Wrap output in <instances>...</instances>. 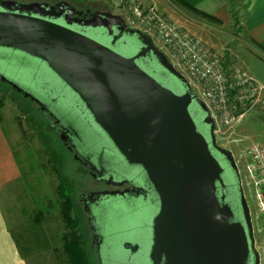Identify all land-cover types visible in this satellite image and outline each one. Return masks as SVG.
<instances>
[{
    "label": "water",
    "instance_id": "95a60500",
    "mask_svg": "<svg viewBox=\"0 0 264 264\" xmlns=\"http://www.w3.org/2000/svg\"><path fill=\"white\" fill-rule=\"evenodd\" d=\"M86 12L69 18L82 11L64 0H0V60L34 71L39 93L0 81L54 118L93 178L133 184V195L80 194L103 238L101 264H260L235 160L217 145L206 103L148 33L120 14ZM115 197L139 201L134 221L112 225L126 218L109 217Z\"/></svg>",
    "mask_w": 264,
    "mask_h": 264
},
{
    "label": "rangeland",
    "instance_id": "374dc122",
    "mask_svg": "<svg viewBox=\"0 0 264 264\" xmlns=\"http://www.w3.org/2000/svg\"><path fill=\"white\" fill-rule=\"evenodd\" d=\"M15 1L54 3L60 0ZM64 1L69 2L77 10L111 11L120 14L123 18L127 15L124 0ZM137 1L143 5L155 6L166 17L203 39L205 43L227 56V59L247 68L249 73L264 83V55L251 43L243 41L238 11H235L236 14L233 16L234 26L226 30H216L215 26L190 12V16L193 17L192 22L185 24L177 12L171 10L168 0ZM178 7L184 9L180 5ZM206 34L213 38V42L206 40ZM6 52L8 51H0V55H5ZM0 73L19 83L26 90L39 93L34 86L35 81L31 79L34 71L28 67L14 61L0 60ZM0 119L20 170L16 183L0 193V203L26 264H72L62 239V234L67 229L62 219L61 198L58 193L60 182L72 202L71 215L78 218L80 229H77V232L81 233L88 264H98L96 252L91 246V235L80 202V194L100 189L102 184L95 182L86 172L85 167L67 150L59 131L52 126L37 103L2 81H0ZM215 135L217 145L232 149L234 154L250 142L264 138V111L255 110L247 113L231 130L218 132ZM241 175L243 176L242 171ZM245 189L254 226L256 227L258 222L264 224L262 220L255 219L257 214L255 201L249 188L245 186ZM112 202L115 203V209H111L110 214L108 212L109 217L126 214V218L116 219L117 223L112 224L115 227L134 221L138 216L136 207L139 201L115 197ZM256 244L258 246V240Z\"/></svg>",
    "mask_w": 264,
    "mask_h": 264
},
{
    "label": "built area",
    "instance_id": "2783aa9c",
    "mask_svg": "<svg viewBox=\"0 0 264 264\" xmlns=\"http://www.w3.org/2000/svg\"><path fill=\"white\" fill-rule=\"evenodd\" d=\"M124 6L127 27L138 28L154 37L155 45L187 77L191 89L206 103L215 123V134L231 130L247 113L264 111V85L245 68L155 6L143 5L137 0H124ZM234 157L243 172V183L254 198L255 219L264 222V138L250 142L234 153ZM251 220L260 264H264V224L258 222L255 227L253 217Z\"/></svg>",
    "mask_w": 264,
    "mask_h": 264
},
{
    "label": "crops",
    "instance_id": "0c3cea01",
    "mask_svg": "<svg viewBox=\"0 0 264 264\" xmlns=\"http://www.w3.org/2000/svg\"><path fill=\"white\" fill-rule=\"evenodd\" d=\"M168 1L169 4H171V10H175L173 12H177V14L183 19L182 21H185V24L192 22L193 17L190 16L191 14H189V12L192 13L191 11H189L183 6L182 7L184 9L179 8L178 5L180 4L176 0ZM183 1L193 6L200 12L211 17L212 19H206L203 17L201 18H203L205 22L209 23L210 25L215 26L216 30H226L227 28L234 26L233 16L236 14L235 11H238L239 16L241 18V35L243 37V41H248L258 51H260L259 53H262L264 55V0ZM185 9L188 12H186ZM194 15L197 16L196 14ZM205 38L206 40L209 39L211 42H213V38L211 36L206 34ZM225 57L228 58L227 56ZM258 81L264 85L263 82H261L260 80ZM19 176V165L15 158L14 151L10 146L9 138L3 130L2 122L0 119V193L14 185L18 180ZM0 264H26L24 257L20 254L17 241L15 240V237L9 229L5 214L1 207V203Z\"/></svg>",
    "mask_w": 264,
    "mask_h": 264
},
{
    "label": "trees",
    "instance_id": "16d2710c",
    "mask_svg": "<svg viewBox=\"0 0 264 264\" xmlns=\"http://www.w3.org/2000/svg\"><path fill=\"white\" fill-rule=\"evenodd\" d=\"M181 6L187 8L192 13L196 14L197 16L212 19L208 15L200 12L193 6L187 4L183 0H176ZM58 193L61 198V212H62V219L65 223V227L67 231L62 234V239L64 243V248L67 251L68 258L72 264H88L86 252L81 241L82 236L78 230L80 229V225L78 222V218L71 215L72 210V202L70 201V197L68 196L64 185L60 182L58 185ZM39 217V215H38Z\"/></svg>",
    "mask_w": 264,
    "mask_h": 264
},
{
    "label": "flooded vegetation",
    "instance_id": "af4514ba",
    "mask_svg": "<svg viewBox=\"0 0 264 264\" xmlns=\"http://www.w3.org/2000/svg\"><path fill=\"white\" fill-rule=\"evenodd\" d=\"M60 1H62V0H60ZM45 2H47V1H45ZM58 2H59V1L54 2V3H50V2H48V3L55 5V4H57ZM55 8H56V11L58 12V11H59V8H58L57 6H55ZM76 10H77V9H76ZM77 11H80V10H77ZM81 11H82V10H81ZM89 14H90L89 12L82 11V14H81V15H77V13H75V14H73V15H70L69 18H72V17H84V18H88V17H89ZM121 36H122V35L119 34V35L116 37V39H114V40L112 41V43H115V42H117V41H120V40H118V39H120ZM43 113H44V115L46 116V118L50 120L51 123L54 121V118H53L52 116L48 115V113H47L46 111H44ZM55 128L59 131V129H58L57 126H56ZM215 137H216V135H215ZM216 138H217V137H216ZM216 143H217V142H216ZM218 146H219V145H218ZM65 147H66V146H65ZM227 149H229V148H227ZM229 150L232 152L233 158H234V160H235V164H236V167H237V170H238V174H239V178H240L241 188H242V190H243V194H244L245 199H246V201H247V198H246V191H245L246 189H245V185H244L243 180H242V175H241L240 167H239V165L236 163V159H235V157H234V154H233L232 149H229ZM68 151H69V150H68ZM69 152H70V153L73 155V157H74V151H69ZM74 158H75V157H74ZM75 159L85 167L86 172H87V173L93 178V176H92L93 171L90 170V165H89V163H85V162H84L82 159H80L79 157H77V158H75ZM93 180H94L95 182L99 183V184H102V187H101L100 189H95V191L115 190V189L123 190V189L128 188V189H130V192H129L130 195H133V194H134L133 191H131V190H132V187H133V184H131V183H124L122 186H115V185H113V184H111V183H107L106 180H98V179H95V178H93ZM140 193H144V191L140 190ZM247 204H248V206H249L248 201H247ZM82 207L84 208L85 217H86V220H87V226H88V229H89V231H90V235H91V246H92V248H93V249L95 250V252H96L97 259H98V264H101V260H100L99 253H98V248H99L98 246H99L100 244L103 243V238H102V237H98V238H97L96 236H94V234H93V229L89 226V222H88V220H89L88 215L90 214V211H87V208H86V207H84V206H82ZM249 209H250V206H249ZM250 214H251V211H250ZM251 219H252V216H251ZM251 221H252V220H251ZM124 246H125V248H129V247H130V246L127 245V244H125Z\"/></svg>",
    "mask_w": 264,
    "mask_h": 264
}]
</instances>
